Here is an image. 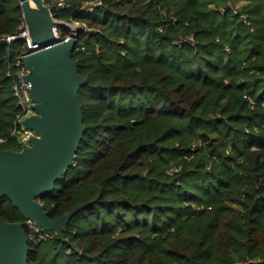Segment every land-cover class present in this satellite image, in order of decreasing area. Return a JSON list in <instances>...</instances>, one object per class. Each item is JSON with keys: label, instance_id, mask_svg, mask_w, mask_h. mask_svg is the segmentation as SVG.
I'll list each match as a JSON object with an SVG mask.
<instances>
[{"label": "trees", "instance_id": "obj_1", "mask_svg": "<svg viewBox=\"0 0 264 264\" xmlns=\"http://www.w3.org/2000/svg\"><path fill=\"white\" fill-rule=\"evenodd\" d=\"M63 1L86 132L39 200L50 220L85 208L62 239L29 241L28 264H264V0ZM22 22L20 0H0V38ZM23 52L0 48L4 151L21 149ZM0 220L26 222L7 197Z\"/></svg>", "mask_w": 264, "mask_h": 264}, {"label": "water", "instance_id": "obj_2", "mask_svg": "<svg viewBox=\"0 0 264 264\" xmlns=\"http://www.w3.org/2000/svg\"><path fill=\"white\" fill-rule=\"evenodd\" d=\"M20 4L32 44L45 50L23 60L31 73L30 98L36 111L24 126L34 137L21 151L0 150V199L7 197L26 220L62 239L64 228L85 206L50 220L39 199L54 192L73 167L86 132L79 97L86 82L72 59L78 36L57 45L53 32L57 23L42 0H20ZM25 226L0 220V264H28Z\"/></svg>", "mask_w": 264, "mask_h": 264}, {"label": "built area", "instance_id": "obj_3", "mask_svg": "<svg viewBox=\"0 0 264 264\" xmlns=\"http://www.w3.org/2000/svg\"><path fill=\"white\" fill-rule=\"evenodd\" d=\"M42 3L48 10L50 16L57 23L56 27H54L53 29L56 41L58 42L57 45L68 42L71 38H74L78 35L77 25L75 24H65V26H67L72 32L71 36L62 38L59 34V28L64 24L57 18V12L64 9H69V4H65L63 0H42ZM96 7H102V2L97 1L89 3L82 10L83 14L87 15L88 13L93 12V9ZM17 44H22L24 52L17 59V71L12 88V95L15 100L16 108L19 112L14 123L15 129L12 133V137L15 136L17 138L21 151L23 148L30 146L31 139L34 137V133L26 129L24 123L28 118L36 115V111L34 109L35 104L31 101L30 98V91L32 87L31 83L29 82V76L31 75V73L23 64V60L45 49H42L40 45L32 44L30 33L24 21L22 22L19 28V33L17 35L0 38V48L10 49L12 47H15ZM6 143L7 140L0 139V146ZM25 225L29 230L28 239L34 244L51 241L55 237L54 233L43 230L39 225L31 220H26Z\"/></svg>", "mask_w": 264, "mask_h": 264}, {"label": "rangeland", "instance_id": "obj_4", "mask_svg": "<svg viewBox=\"0 0 264 264\" xmlns=\"http://www.w3.org/2000/svg\"><path fill=\"white\" fill-rule=\"evenodd\" d=\"M78 218H79L78 216L75 217V221H74V223L78 220Z\"/></svg>", "mask_w": 264, "mask_h": 264}]
</instances>
